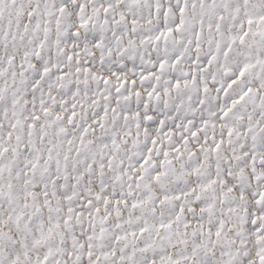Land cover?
<instances>
[{"label":"snow or ice","instance_id":"1","mask_svg":"<svg viewBox=\"0 0 264 264\" xmlns=\"http://www.w3.org/2000/svg\"><path fill=\"white\" fill-rule=\"evenodd\" d=\"M0 264H264V0H0Z\"/></svg>","mask_w":264,"mask_h":264}]
</instances>
